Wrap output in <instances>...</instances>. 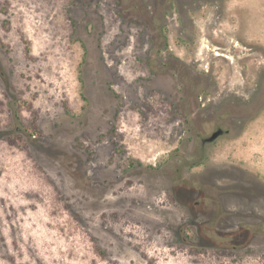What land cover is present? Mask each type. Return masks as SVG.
<instances>
[{
  "label": "rangeland",
  "instance_id": "rangeland-1",
  "mask_svg": "<svg viewBox=\"0 0 264 264\" xmlns=\"http://www.w3.org/2000/svg\"><path fill=\"white\" fill-rule=\"evenodd\" d=\"M143 1L0 0V264H264V0Z\"/></svg>",
  "mask_w": 264,
  "mask_h": 264
},
{
  "label": "flooded vegetation",
  "instance_id": "flooded-vegetation-1",
  "mask_svg": "<svg viewBox=\"0 0 264 264\" xmlns=\"http://www.w3.org/2000/svg\"><path fill=\"white\" fill-rule=\"evenodd\" d=\"M144 4H145V2L143 0H139V3L137 5L141 9L142 8V5H144ZM155 11H156V9L153 8L152 16L147 17L148 18L147 19L148 21H152L153 20ZM86 23H87V21H85V25H86ZM98 36H99V32H96L95 35H91V36L83 35L84 39L87 40L88 46H90V45L93 44V40H94V42H96ZM88 48L91 49L90 47H88ZM95 49L97 50V47H95ZM91 52L92 51L90 50V54L91 55H94V53H91ZM88 60L91 61V62H90V64L87 67V71L88 72H92L93 71L94 73H96V75L93 76V79L94 80H97V85L95 87V91L93 92L95 94L96 106H100L102 108L99 111H96V110L93 111L94 112V117H97V116H100L101 114L104 113V109H106V108L109 109L110 108V102H108V99H107L106 96H104V97L100 96L101 95V91H102L101 85H102V78H103L102 69L99 68L96 65L95 61L91 57H89ZM101 100H104V103L105 104H103ZM191 111H192L191 112V117H193V118L196 117L198 121L199 120H202L203 113L202 112H199V110L193 104L192 101H191ZM217 131H220L221 132L216 137V138H218L220 135L223 134V131L222 130H216V131L211 130L210 132H204V131H202L201 135L203 137V140H205L206 142H211V141L215 140L216 138H214L213 140H211V136H212L213 133H215ZM200 143H201V145H203V141H201Z\"/></svg>",
  "mask_w": 264,
  "mask_h": 264
},
{
  "label": "water",
  "instance_id": "water-1",
  "mask_svg": "<svg viewBox=\"0 0 264 264\" xmlns=\"http://www.w3.org/2000/svg\"><path fill=\"white\" fill-rule=\"evenodd\" d=\"M219 133H221V132L220 131H217V132L213 133L212 136H211V140H213L214 138H216Z\"/></svg>",
  "mask_w": 264,
  "mask_h": 264
}]
</instances>
